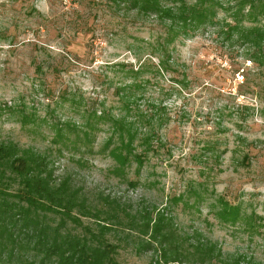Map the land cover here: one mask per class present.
<instances>
[{
    "label": "rangeland",
    "instance_id": "obj_1",
    "mask_svg": "<svg viewBox=\"0 0 264 264\" xmlns=\"http://www.w3.org/2000/svg\"><path fill=\"white\" fill-rule=\"evenodd\" d=\"M131 7L0 0V143L47 156L53 179H68L87 205L126 207L137 226L105 234L121 264H155L157 254L135 248L148 240L139 231L148 211L163 216L174 244L199 236L227 261L264 263V61L253 58L264 47V0H220L211 21L187 31ZM126 108L162 120H133ZM125 115L144 157L129 156L120 173L108 151L112 119ZM82 132L91 142L77 163L81 154L58 148ZM224 204L242 216L232 220Z\"/></svg>",
    "mask_w": 264,
    "mask_h": 264
},
{
    "label": "trees",
    "instance_id": "obj_2",
    "mask_svg": "<svg viewBox=\"0 0 264 264\" xmlns=\"http://www.w3.org/2000/svg\"><path fill=\"white\" fill-rule=\"evenodd\" d=\"M121 1L141 13L161 18L164 16L168 21L178 23L184 31L188 27L199 28L207 24L214 16L215 5H220V0H193V3H187L189 0ZM250 6H253V0H250ZM253 58L259 62L264 61V47ZM125 111L127 115L133 113V109L126 108ZM135 112L133 120H162L161 116L156 117L154 113L148 115ZM92 116L95 118V112ZM97 117L106 119L105 114ZM112 120L116 121L113 129L117 133V140L108 154L115 160L121 173L130 161L129 156L141 165L144 154L135 150V136L130 133L131 122L124 121L121 125V120H128L126 115ZM121 129L125 134H121ZM57 135L61 136L60 133ZM90 142L87 133H76L75 138L69 139L68 143L62 141V148L58 149L59 152L66 149L68 152L73 151L72 154H81L76 161L82 163L84 151ZM7 170L9 175L6 174ZM10 182L17 183L15 190H8ZM106 201V210L87 205L85 198L80 197L79 191L69 184L68 179L60 182L53 179L47 156L20 149L13 142H1L0 264H121L116 257V245L105 239V234L118 224L134 229L137 226L136 218L126 207H120L117 199L106 198ZM74 209H77L80 216L94 217L95 227L81 224L80 216L73 213ZM222 211L232 220L242 216L234 204H224ZM149 213L143 212V224L139 230L148 233V240L137 243L135 248L136 251L152 250L157 254L155 264H264L254 256L227 261L213 243L199 236L191 238L193 240L186 247L177 240V244H174L172 232L164 229L163 216L152 220ZM50 214L60 216L52 220ZM251 216H244L247 223L253 218ZM78 226L82 231L75 228Z\"/></svg>",
    "mask_w": 264,
    "mask_h": 264
}]
</instances>
